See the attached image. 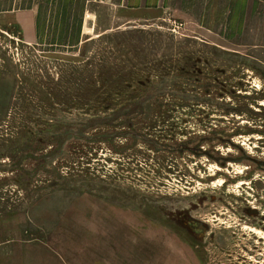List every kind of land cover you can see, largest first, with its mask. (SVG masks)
Masks as SVG:
<instances>
[{"label": "rangeland", "instance_id": "obj_1", "mask_svg": "<svg viewBox=\"0 0 264 264\" xmlns=\"http://www.w3.org/2000/svg\"><path fill=\"white\" fill-rule=\"evenodd\" d=\"M0 264H264V0H0Z\"/></svg>", "mask_w": 264, "mask_h": 264}, {"label": "flooded vegetation", "instance_id": "obj_2", "mask_svg": "<svg viewBox=\"0 0 264 264\" xmlns=\"http://www.w3.org/2000/svg\"><path fill=\"white\" fill-rule=\"evenodd\" d=\"M256 210H257V209L254 208L253 212H255ZM256 212H257V211H256ZM189 221H190V220H189ZM192 221L195 222L194 220H192ZM199 226L202 228V230H203V228L206 229V227H207L206 225H204V223H203V224H200ZM190 227L193 228L191 225H190Z\"/></svg>", "mask_w": 264, "mask_h": 264}, {"label": "bare ground", "instance_id": "obj_3", "mask_svg": "<svg viewBox=\"0 0 264 264\" xmlns=\"http://www.w3.org/2000/svg\"><path fill=\"white\" fill-rule=\"evenodd\" d=\"M259 232V234H263V231L262 230H260V231H258Z\"/></svg>", "mask_w": 264, "mask_h": 264}]
</instances>
